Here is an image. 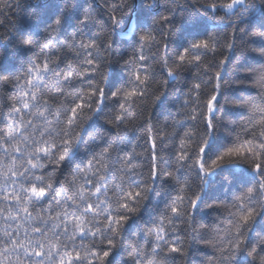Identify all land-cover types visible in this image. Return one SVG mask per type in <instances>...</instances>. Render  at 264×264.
I'll list each match as a JSON object with an SVG mask.
<instances>
[{
    "label": "snow or ice",
    "instance_id": "obj_1",
    "mask_svg": "<svg viewBox=\"0 0 264 264\" xmlns=\"http://www.w3.org/2000/svg\"><path fill=\"white\" fill-rule=\"evenodd\" d=\"M13 2L0 0V264H175L205 206L203 264H264V63L236 58L254 95L225 80L238 39L264 58V0H41L16 20Z\"/></svg>",
    "mask_w": 264,
    "mask_h": 264
},
{
    "label": "trees",
    "instance_id": "obj_2",
    "mask_svg": "<svg viewBox=\"0 0 264 264\" xmlns=\"http://www.w3.org/2000/svg\"><path fill=\"white\" fill-rule=\"evenodd\" d=\"M41 0H20L21 3V9L13 13V11H9L8 9H5V12H8V15L12 17V19L16 20L20 17H24L27 19L26 13L33 11V8L28 7V5H36L39 4ZM138 2V0H137ZM166 0H159L160 8L158 9L160 12L164 11V4ZM9 3L13 5V9H15V4L13 0H9ZM180 3H184V0H180ZM177 15H179L177 13ZM3 15H0V19H3ZM241 27H244L242 25ZM8 28H11V25H8ZM8 28L0 27V34H6L8 31ZM211 30V28H209ZM114 40L117 41L116 45H114L115 49V56H118L120 54H123L124 51L127 50V46L121 43V40L123 38V34L117 32L113 37ZM0 43H4V41L0 40ZM237 43V49L235 53V57L233 59V62L228 65V76L225 77V80L228 84H230L233 88H238L239 92L237 94H240L241 92L247 96L249 94L254 95V91H245L244 89H250L251 85L249 82L245 81L243 87H240V80L242 79L243 75L246 74L247 69L246 67H240L239 69L236 68V58H240L242 51L244 55L247 57V63L256 65L259 63H264V58L259 57V52L257 49L260 47V45L256 42H253L251 39L246 40H240L238 39L236 41ZM15 41H13V45L8 46V57L10 60L15 61L18 56L26 55V53L23 52H17L14 49ZM174 45L170 46V49L174 50ZM0 52H3V49H0ZM173 51V55H174ZM225 55H228V53H225ZM219 59H223V56L219 57ZM116 70L119 71V66L116 65ZM219 70V69H217ZM195 70H193L194 72ZM163 76H157L158 80H162ZM188 83L189 85L194 83L195 81L192 79V74H187L181 77L180 80H178L175 85H170V87H175L178 91L173 93L169 97V103H166L165 105L157 108L155 110L154 116L155 120L154 123L157 125H163L165 117L168 116L169 112H172L175 114L176 107H173V103H175L176 106H179L180 101L184 98L180 93L182 91H185L182 87L184 83ZM11 87L9 86L6 89H0V92L8 91L10 92ZM150 103V101H149ZM234 100L231 99V95L229 94V105L233 104ZM112 107L111 101L107 102V105L105 107V112L107 113L109 109ZM226 119H235L236 117H229L225 116ZM106 117H101L98 121H96L95 127L100 128L101 130H107L108 125L105 124ZM140 119H139V109L137 110V124L133 126L127 136V141H131L133 145H140L143 143L142 137L144 136V128L140 126ZM169 124H171V118H169ZM88 131L91 132L92 128H88ZM126 143V142H125ZM169 141L165 142V146L169 144ZM137 151H141L140 147H137ZM165 158H167L165 156ZM215 212H209L207 207L205 206L201 213L197 215L196 217V223L195 228L197 229V234L195 238V242H189L186 245L185 248V255L184 256H176L175 264H203V261L206 257L213 255V250L210 248H207L202 240L200 239V236L202 235V232L200 231L201 226L203 224H210L214 221V218L216 217ZM121 255H124L126 257V253H119L115 260L113 261V264H117L118 261L121 259Z\"/></svg>",
    "mask_w": 264,
    "mask_h": 264
}]
</instances>
